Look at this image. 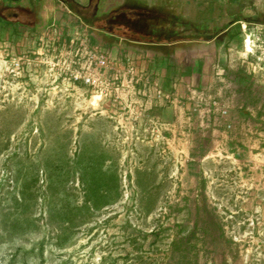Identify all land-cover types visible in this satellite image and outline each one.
<instances>
[{
	"label": "rangeland",
	"instance_id": "rangeland-1",
	"mask_svg": "<svg viewBox=\"0 0 264 264\" xmlns=\"http://www.w3.org/2000/svg\"><path fill=\"white\" fill-rule=\"evenodd\" d=\"M228 10L122 8L133 40L0 20V264H264V72L234 24L264 2Z\"/></svg>",
	"mask_w": 264,
	"mask_h": 264
},
{
	"label": "crops",
	"instance_id": "crops-1",
	"mask_svg": "<svg viewBox=\"0 0 264 264\" xmlns=\"http://www.w3.org/2000/svg\"><path fill=\"white\" fill-rule=\"evenodd\" d=\"M74 4L79 12L71 11L61 0H0V20L29 21L30 29L37 31L47 27L51 22L65 23L74 16L83 27L101 32L102 22L107 27L123 28L126 35L129 27L125 24L122 8H137L156 19L163 18L184 26L186 30L203 32L211 29L210 25L223 20V15L233 6V12H244V8L253 6L254 0H67ZM264 2V0H262ZM120 10L118 14H115ZM82 11V12H81ZM114 12V14H113ZM70 14V15H69ZM72 15V16H71ZM124 20V21H123ZM223 22V21H222ZM108 31V30H107ZM101 32L116 37L113 32ZM145 41L138 39L139 44H149L145 31H135ZM195 32V33H196ZM123 35L119 36L122 37ZM147 36V37H146ZM125 37V36H123ZM125 39V38H124ZM151 42H154L152 40ZM158 43V42H155Z\"/></svg>",
	"mask_w": 264,
	"mask_h": 264
},
{
	"label": "built area",
	"instance_id": "built-area-1",
	"mask_svg": "<svg viewBox=\"0 0 264 264\" xmlns=\"http://www.w3.org/2000/svg\"><path fill=\"white\" fill-rule=\"evenodd\" d=\"M234 24L240 27V56L246 69L252 74L264 72V22L238 20ZM92 58L104 61L102 54ZM77 77L75 76L74 79ZM84 82H89L90 78L85 77Z\"/></svg>",
	"mask_w": 264,
	"mask_h": 264
},
{
	"label": "trees",
	"instance_id": "trees-1",
	"mask_svg": "<svg viewBox=\"0 0 264 264\" xmlns=\"http://www.w3.org/2000/svg\"><path fill=\"white\" fill-rule=\"evenodd\" d=\"M61 1H63L71 11H76V12L80 11V9H78L74 4L68 2L67 0H61ZM126 36L129 37L131 40H133L130 35L126 34ZM140 39H141V41H145L146 40L145 37H141ZM153 40H154V42H163V41H161V39L159 37H156V38L154 37ZM175 40L176 39H170L168 42H173Z\"/></svg>",
	"mask_w": 264,
	"mask_h": 264
},
{
	"label": "bare ground",
	"instance_id": "bare-ground-1",
	"mask_svg": "<svg viewBox=\"0 0 264 264\" xmlns=\"http://www.w3.org/2000/svg\"><path fill=\"white\" fill-rule=\"evenodd\" d=\"M99 99V96L98 95H94L93 97H92V104L93 105H96V101Z\"/></svg>",
	"mask_w": 264,
	"mask_h": 264
}]
</instances>
